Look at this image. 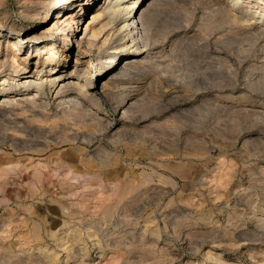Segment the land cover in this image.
<instances>
[{"label": "rangeland", "instance_id": "1", "mask_svg": "<svg viewBox=\"0 0 264 264\" xmlns=\"http://www.w3.org/2000/svg\"><path fill=\"white\" fill-rule=\"evenodd\" d=\"M19 5L2 0V30L52 16ZM219 7L162 1L149 33L162 56L116 77L97 73L105 50L85 56L93 101L53 100L48 84L34 108L0 99V264H264V35Z\"/></svg>", "mask_w": 264, "mask_h": 264}, {"label": "bare ground", "instance_id": "2", "mask_svg": "<svg viewBox=\"0 0 264 264\" xmlns=\"http://www.w3.org/2000/svg\"><path fill=\"white\" fill-rule=\"evenodd\" d=\"M94 1L96 0H19V14L22 19L28 17L44 21L52 11V16L40 30H27L23 34L14 33L10 29L2 30L0 19V53L3 54V59L0 60V91L5 93L0 98L2 101L16 105L23 103L24 107L27 105L34 108L40 105L38 97L45 91L46 84L53 91V100L71 95L76 99L93 101L94 96L88 93L91 82L88 74L90 59L85 60L87 67L81 65L84 57L91 55V52L96 51L97 55H101L105 50V56L101 55L96 67L99 77L110 75L109 78L116 77L114 71L119 65L120 68H125L138 61L162 56L164 50H155L151 46L149 33L154 27L156 8L164 0H104L99 8L91 11L89 19L82 22L80 19ZM215 1L220 6L218 9L224 13L222 22H230L232 25L248 24L257 33L264 35V0H248L250 9L254 7V10H247V7L246 10L241 9L243 0H228V3ZM45 37L52 40H38ZM55 38L61 39L64 44H72V50L74 48L76 52L72 66L65 61L63 65L57 64L62 55L55 46ZM31 56L34 57L33 68L29 67ZM12 92H17V99L10 98L8 94ZM131 98H127L125 103L131 104Z\"/></svg>", "mask_w": 264, "mask_h": 264}]
</instances>
